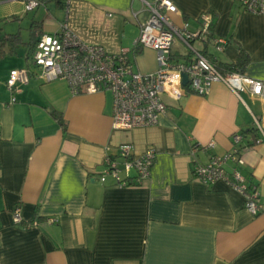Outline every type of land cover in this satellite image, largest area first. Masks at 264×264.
I'll list each match as a JSON object with an SVG mask.
<instances>
[{"label": "crops", "instance_id": "crops-1", "mask_svg": "<svg viewBox=\"0 0 264 264\" xmlns=\"http://www.w3.org/2000/svg\"><path fill=\"white\" fill-rule=\"evenodd\" d=\"M30 1L0 0L7 22H0V264H264V210L250 212L244 194L225 180L208 184L193 175L196 163L234 150L241 132L236 147L244 163L229 160L225 169L256 185L264 205V140L256 143L264 138V97L214 82L204 95L166 96L156 125L115 128L112 94H74L64 79L46 82L31 43L68 19L82 40L126 51L135 69L155 71L156 51L136 48L148 16L144 1L37 0L34 8ZM172 1L176 25L198 31L208 11L212 37L227 41L221 50L197 39L198 50L227 65L243 50L249 60L240 72L264 80V14L245 11L240 0ZM173 53L190 56L180 41ZM13 68L31 73L11 103L5 81ZM123 144L135 156L157 152L142 184L100 181L106 155L119 157Z\"/></svg>", "mask_w": 264, "mask_h": 264}, {"label": "built area", "instance_id": "built-area-1", "mask_svg": "<svg viewBox=\"0 0 264 264\" xmlns=\"http://www.w3.org/2000/svg\"><path fill=\"white\" fill-rule=\"evenodd\" d=\"M143 1L148 16L140 23L137 45L156 51L157 70L140 72L135 69L126 51L114 52L101 43L82 40L66 19L57 31L45 32L38 40L33 57L34 64L41 69V77L46 82L66 80L74 94L110 92L113 97V126L118 129L156 125L161 115L167 112L166 96L180 100L188 93L204 95L214 82L224 83L238 95L249 91L253 95L264 97V80L246 76L240 71L220 70L217 62L195 47L197 39L212 40L221 50L227 43L223 38L212 37V16L208 11L200 16L201 28L190 31L188 23L181 26L174 23L172 15L179 13V9L172 0ZM240 2L245 11L264 14V0ZM37 5V0L29 2V7ZM177 41L182 42L189 50L188 58H175L173 48ZM185 74L188 76L187 84L183 83ZM29 79L30 72L25 68L10 71L5 85L11 93V103L16 102V94L21 91V85ZM243 137V133H235L234 150L223 155H212L206 163H196L193 175L208 184L218 180L227 181L244 194L246 208L258 215L264 210V205L257 186L246 183L237 170L229 175L225 169L229 160L244 163L241 151L236 147ZM263 140L260 137L256 143ZM214 145L215 141L211 140L203 148ZM199 148L195 146L193 151L196 152ZM156 155V150L150 148L141 156H135L131 153V146L123 144L119 149V157L106 155L100 181L105 183L111 177L117 186L142 184L151 175ZM14 221H23L19 207L14 210ZM48 221L53 223L56 219L49 218ZM35 223L36 220L32 222Z\"/></svg>", "mask_w": 264, "mask_h": 264}, {"label": "trees", "instance_id": "trees-1", "mask_svg": "<svg viewBox=\"0 0 264 264\" xmlns=\"http://www.w3.org/2000/svg\"><path fill=\"white\" fill-rule=\"evenodd\" d=\"M60 4H62V6H64L66 4V0H58ZM42 32H40V34H38V39L35 40L33 43H31V53H30V56L32 57L33 59V63H34V52H35V49H36V46H37V43H38V40L39 38L42 36ZM37 38V37H36ZM3 41H6V40H9V38L5 37L2 39ZM141 46L137 45L136 48L137 50H139L138 48H140ZM248 55L243 51L241 50L240 53H239V57H238V60L236 63L234 64H222V63H218L217 62V66L220 70H229V71H242L244 69V67L246 66L247 62H248ZM14 69V68H13ZM12 70V69H11ZM10 70V71H11ZM27 70H29V72L31 73L30 69L27 68ZM10 73V72H9ZM9 76V74H8ZM8 78V77H7ZM62 122V121H61ZM64 124V122H62ZM65 125V124H64Z\"/></svg>", "mask_w": 264, "mask_h": 264}, {"label": "rangeland", "instance_id": "rangeland-1", "mask_svg": "<svg viewBox=\"0 0 264 264\" xmlns=\"http://www.w3.org/2000/svg\"><path fill=\"white\" fill-rule=\"evenodd\" d=\"M2 8H3V5H1V11H2ZM2 13V12H1ZM5 20V18H3V16H1L0 17V22H1V24L4 26L5 24H7V22H5L4 21ZM16 26H17V28L19 27V25L18 24H16ZM197 46V45H196Z\"/></svg>", "mask_w": 264, "mask_h": 264}, {"label": "water", "instance_id": "water-1", "mask_svg": "<svg viewBox=\"0 0 264 264\" xmlns=\"http://www.w3.org/2000/svg\"><path fill=\"white\" fill-rule=\"evenodd\" d=\"M187 82H188V76L185 74L184 75V78H183V83L184 84H187Z\"/></svg>", "mask_w": 264, "mask_h": 264}]
</instances>
